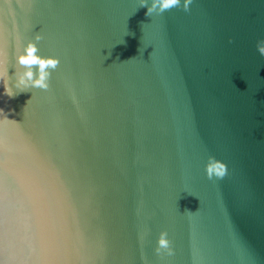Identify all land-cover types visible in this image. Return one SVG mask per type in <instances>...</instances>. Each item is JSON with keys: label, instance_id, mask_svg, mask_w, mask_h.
Returning a JSON list of instances; mask_svg holds the SVG:
<instances>
[{"label": "water", "instance_id": "1", "mask_svg": "<svg viewBox=\"0 0 264 264\" xmlns=\"http://www.w3.org/2000/svg\"><path fill=\"white\" fill-rule=\"evenodd\" d=\"M5 2L0 264H264V0ZM37 35L60 64L19 92Z\"/></svg>", "mask_w": 264, "mask_h": 264}, {"label": "clouds", "instance_id": "2", "mask_svg": "<svg viewBox=\"0 0 264 264\" xmlns=\"http://www.w3.org/2000/svg\"><path fill=\"white\" fill-rule=\"evenodd\" d=\"M193 0H140V7L147 8L146 15L150 16L153 13L162 14L173 8H182L184 12L190 11V5ZM17 5L22 11L31 9V4H26L24 0H17ZM5 7L10 8L7 0ZM2 26V25H0ZM42 39L40 35L35 37L36 42H28L23 48L22 54L16 57L17 65L25 69V71L17 77L16 83L13 85L19 92L27 91L31 88L47 91L50 87V80L52 72L55 71L60 61L57 58L42 57L38 54L39 49L37 43ZM257 50L259 54L264 57V40L257 42ZM5 92L9 97L14 95L12 88L5 85ZM205 173L209 180L223 179L227 175V166L223 162L217 160L215 157H209L205 165ZM167 232H161L157 241L155 253L158 256H172L174 250L171 241L167 238Z\"/></svg>", "mask_w": 264, "mask_h": 264}]
</instances>
